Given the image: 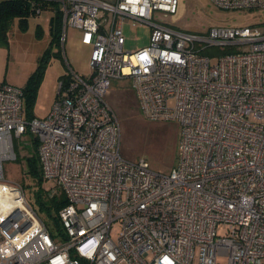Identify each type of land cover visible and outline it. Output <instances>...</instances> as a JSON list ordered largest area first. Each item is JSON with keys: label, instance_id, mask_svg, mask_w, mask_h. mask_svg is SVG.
Here are the masks:
<instances>
[{"label": "built area", "instance_id": "built-area-1", "mask_svg": "<svg viewBox=\"0 0 264 264\" xmlns=\"http://www.w3.org/2000/svg\"><path fill=\"white\" fill-rule=\"evenodd\" d=\"M49 1L63 31L78 28L91 45L92 72L69 67L41 118H27L21 87L0 82V264H264V28L193 33L153 18L175 15L178 0H31L34 13ZM211 1L264 11V0ZM127 18L152 27L135 51L123 50ZM125 77L145 119L180 127L168 174L120 153V123L104 94ZM25 132L38 140L43 180L54 182L47 195L59 189L66 199L56 238L24 186L4 176Z\"/></svg>", "mask_w": 264, "mask_h": 264}, {"label": "rangeland", "instance_id": "rangeland-1", "mask_svg": "<svg viewBox=\"0 0 264 264\" xmlns=\"http://www.w3.org/2000/svg\"><path fill=\"white\" fill-rule=\"evenodd\" d=\"M115 2V0H107ZM179 6L175 15L154 14V19H161L175 29L203 33L213 26H259L264 28V11L257 9L227 10L218 8L211 0H178ZM52 6L44 7L39 14H30L25 26L20 25L18 18H13L5 38H0V46L9 61V78L24 88L29 77L38 69L44 60V71L39 82L31 114L44 117L52 106L57 93L61 75L69 72V67L79 75L87 78L91 75L89 63L91 45L81 42V30L68 26L60 38L52 40L51 16ZM151 26L143 21L127 18L122 24L124 37L123 50L135 51L150 42ZM215 58L211 62L214 63ZM104 99L115 112L121 128L120 153L130 160L144 158L151 170L168 174L177 165V144L180 127L176 121L145 119L138 104L137 94L131 77L112 79ZM170 104L173 101L170 100ZM34 133L25 132L15 139L17 158L3 162L4 176L7 181L20 182L25 189L28 201L37 208L35 192L38 189L37 177L29 172L28 159L35 155L32 144ZM44 189L54 186L52 180H43ZM59 189H57V192ZM52 230L56 229L53 215L41 212ZM120 230L118 220L112 222L111 237L116 240ZM224 233V227L218 226ZM225 262V257H219Z\"/></svg>", "mask_w": 264, "mask_h": 264}, {"label": "trees", "instance_id": "trees-1", "mask_svg": "<svg viewBox=\"0 0 264 264\" xmlns=\"http://www.w3.org/2000/svg\"><path fill=\"white\" fill-rule=\"evenodd\" d=\"M42 7L52 6L53 15L51 16V35L52 40L56 41L60 38L61 31V13L59 11V4L54 1L40 2ZM35 6L32 4L31 0H0V38H5V31L7 30L10 22L13 18H18L20 25L25 26L27 17L30 14H34ZM44 60L38 69L29 77L27 84L23 90V104L27 118L34 117L31 114L32 106L37 94L40 79L44 71ZM64 75V74H63ZM62 75V76H63ZM32 144L34 146L35 155L28 159V169L29 172L37 177L38 189L35 192L37 208L34 207L35 211L40 215L45 224L48 226L50 234L52 237L56 238L60 233V223L57 217L58 210L66 204V199L61 191L53 194L52 196L47 195L46 189L43 188L42 182L43 177L39 168L38 156H37V138H33ZM41 212H45L48 215H53V220L56 224V229L52 230L49 227L46 219L41 215Z\"/></svg>", "mask_w": 264, "mask_h": 264}, {"label": "crops", "instance_id": "crops-1", "mask_svg": "<svg viewBox=\"0 0 264 264\" xmlns=\"http://www.w3.org/2000/svg\"><path fill=\"white\" fill-rule=\"evenodd\" d=\"M9 63H10L9 61L7 62V57L5 56L4 49L0 46V82H5L11 85L18 86L17 81L9 78L8 75ZM55 99H56V95L54 96L52 103L54 102Z\"/></svg>", "mask_w": 264, "mask_h": 264}]
</instances>
